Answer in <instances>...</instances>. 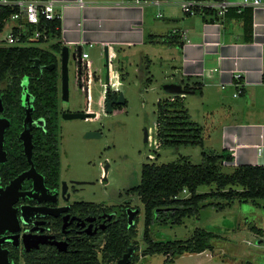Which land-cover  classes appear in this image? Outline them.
Masks as SVG:
<instances>
[{"label":"rangeland","instance_id":"1","mask_svg":"<svg viewBox=\"0 0 264 264\" xmlns=\"http://www.w3.org/2000/svg\"><path fill=\"white\" fill-rule=\"evenodd\" d=\"M8 30V26L4 28L0 37H4ZM161 45L147 44L146 47L132 50L128 56L126 55L122 69L125 79L122 84L117 73L112 72L113 89L122 93L126 104L117 105L120 108L114 109L110 115H104L106 113L101 102L105 90L103 84L107 82L109 75L105 53L102 57H97L94 52L86 49L90 54L88 61L94 64V67L89 64V69L92 75L98 76V80L91 76L88 91L82 85L84 81L82 84L77 81L78 77L71 59L68 61L66 95L63 92L61 94L62 79L59 72L60 109L72 114H96L95 117L86 119H60V177L66 181L75 179L88 182L85 190L79 192L76 199L108 206L130 205L131 208L139 210L135 238L137 251L133 252L138 256L136 264H163L165 261L162 255L142 256L146 248L143 237L144 208L138 196L128 192L139 184L142 165L147 162H154L157 165L168 164L182 156L189 157L193 164H199L201 161L200 148L182 147L177 151L158 146L155 132L156 104L168 97L164 89L172 79V71L168 66L179 61V54L175 48L170 49ZM40 47L47 48L45 45ZM144 55L150 59L147 68L149 73L146 72ZM159 57H163V62ZM113 62L110 65L111 70L119 71L120 67L116 61ZM147 77L151 78L148 85ZM80 84L82 88L79 87ZM233 91L236 90L226 89L224 95H221L225 106L244 103L243 99L232 98ZM198 95L188 94L185 100L194 122H198L200 118L198 111L201 100ZM214 102L215 99L209 105L215 108L218 114L220 105ZM144 129L148 130L146 144L143 138ZM91 131L100 132L101 137L85 138V134ZM220 145V130H213L204 147L220 152ZM220 170L230 174L233 168L229 164H222ZM212 189L201 187L199 192H209ZM183 196L187 197L186 193ZM197 228L218 235V238L210 241L212 250L199 254H184L176 258L173 264H245L246 261L251 264H264V200H258L256 203L235 202L222 211H216L208 206L201 209L197 217L185 219L182 225L162 224L160 221L151 227V237L155 241L185 240ZM253 228L260 230L261 233H255L257 230L253 231ZM243 251L245 254L242 256Z\"/></svg>","mask_w":264,"mask_h":264},{"label":"trees","instance_id":"2","mask_svg":"<svg viewBox=\"0 0 264 264\" xmlns=\"http://www.w3.org/2000/svg\"><path fill=\"white\" fill-rule=\"evenodd\" d=\"M13 13L14 9L0 6V33L6 20ZM252 13V8L248 7L243 8L241 12H238L237 8H231L224 15L225 19L242 21V38L245 43H251L253 38ZM202 14V20L205 23L212 24L220 20L216 12L211 9H204ZM47 27L51 39L48 48L0 46V86L4 84V90L0 94L11 107L9 110H12L14 104L16 111L19 112L21 110L19 108L21 82L23 80H41V83L38 84L40 87L32 84L29 89L35 99L37 115L45 118L48 128L56 134L54 139L56 141L58 81L60 77L56 56L61 50L58 41L60 20L55 19L47 22ZM173 35L171 33L167 36L168 43H176L181 48L182 45L178 39H172ZM170 39L172 40L169 41ZM156 41H158L156 36L147 37V42L154 44ZM35 59H38L41 65L55 64V67L51 70L40 71L33 67ZM150 79L147 80V85L151 82ZM183 89L189 93L201 94L200 88L196 84L187 82L183 84ZM156 107L157 126H155V132H157L159 147L177 151L182 147L201 149L199 164H193L187 156H182L177 161L168 164L144 163L141 167L139 184L128 191L138 196L144 208L143 237L146 248L142 252V256L162 255L165 257L163 264H173L176 258L184 254H199L206 250H212L210 241L218 238V235L197 228L185 240L155 241L151 237V227L159 224L160 221L162 224L182 225L185 219L197 217L200 210L208 206L213 207L216 211H222L235 202L256 203L258 200H264V166L240 165L230 174L221 172L222 164H230L233 156L225 149L216 152L204 147L202 127L191 119L184 104V97L164 98L158 101ZM116 108H120V106H115L114 109ZM54 143V141H49L51 146H54ZM53 156L55 157L52 161H54L57 171L59 162L56 149ZM201 187H208L212 190L200 193ZM183 190L186 191L187 197L183 196ZM137 222L136 220V225ZM136 225L129 229L126 228V225L109 228L106 231L100 257L94 246L88 245V247H81L75 253H53L42 259L29 260L26 264H113L122 258L130 246L134 248V251H137ZM253 231L261 233L255 228ZM134 253L128 264L138 262V256ZM245 264L251 263L246 261Z\"/></svg>","mask_w":264,"mask_h":264},{"label":"crops","instance_id":"3","mask_svg":"<svg viewBox=\"0 0 264 264\" xmlns=\"http://www.w3.org/2000/svg\"><path fill=\"white\" fill-rule=\"evenodd\" d=\"M52 1L60 20V49H68L75 72L78 65L81 67L80 74L87 87L91 76L97 80L98 76L92 75L89 69V64L91 67L94 64L88 61L90 54L86 49L97 57L105 53L108 86H113L112 72L117 73L122 84L125 79L123 64L132 50H140L147 44L175 48L179 61L168 66L172 71L169 82L182 87L187 82L199 86L201 107L196 123L202 127L204 144L211 138L213 130H220L219 150L225 149L232 154L231 168L240 165L264 166V6L252 8L253 38L251 43H245L241 20L221 17L216 23H205L201 14L191 16L182 12L180 4L183 0L140 4H136L135 0ZM224 1L237 5L243 0ZM173 30L177 33L172 39L177 38L181 48L176 43L169 44L166 39ZM150 36H156L158 41L154 44L147 42ZM50 43H46L45 47L48 48ZM78 53L81 54L80 63L72 59ZM83 54L87 57L83 58ZM159 59L163 62V57ZM143 60L147 72L150 59L144 55ZM113 61L121 71L111 70ZM213 68L217 72L207 73ZM236 73L241 75L244 86L237 97L233 96L236 92L233 91L232 98L243 99L244 103L225 106L221 95L226 89L235 90L233 76ZM167 96L171 97L170 94ZM186 98L187 95L184 96L187 108ZM214 99V103L220 105L218 114L209 105ZM241 254L243 256L245 252Z\"/></svg>","mask_w":264,"mask_h":264},{"label":"flooded vegetation","instance_id":"4","mask_svg":"<svg viewBox=\"0 0 264 264\" xmlns=\"http://www.w3.org/2000/svg\"><path fill=\"white\" fill-rule=\"evenodd\" d=\"M59 54L56 56L57 70L62 74ZM79 69L81 71L78 65L75 74L77 81L82 84ZM39 83L41 80L21 82L19 112L14 104L12 110H9L11 107L0 94V120L8 121L0 145V254L7 256L9 264H26L29 260L42 259L49 254L75 253L81 247L93 245L100 257L106 231L118 225H126L127 229L136 225L139 210L130 205L108 206L76 199L88 182L75 179L66 181L60 177L59 121L71 120L65 116L72 113L60 109L58 99L55 141V132L48 128L43 116L37 115L35 99L30 93L29 86ZM81 84L79 87L84 85L88 91L87 84ZM3 87L4 84L0 86V92L4 90ZM27 111H30V117L25 121ZM110 114L112 112L104 115ZM25 129L28 132L27 138L31 140V146L28 145L29 157L20 139ZM91 133L98 134L93 138L101 137L100 132ZM50 140L55 142L54 146L49 145ZM55 149L59 162L57 171L52 161ZM13 183L16 185L15 192L4 193ZM8 200L12 203L9 204ZM131 210L138 212L130 224L128 216ZM59 247L64 250L60 251Z\"/></svg>","mask_w":264,"mask_h":264},{"label":"built area","instance_id":"5","mask_svg":"<svg viewBox=\"0 0 264 264\" xmlns=\"http://www.w3.org/2000/svg\"><path fill=\"white\" fill-rule=\"evenodd\" d=\"M148 1L157 3L158 0H135L134 2L140 4ZM0 6L14 9V13L6 20L4 28L8 26L9 30L4 37H0V46L26 48L51 42L47 22L59 19L54 11L52 0H0ZM262 6H264V0H243L242 3L237 5H230L224 0H183L180 4L182 12L186 15L201 14L202 16L204 9H211L216 12L218 17H224L225 13L231 8H237V11L241 12L246 7L256 8ZM160 16L159 14L158 17ZM176 33L177 30L172 31V34ZM86 57L87 55L83 54V58ZM215 72H217V69L213 68L207 73L211 75ZM241 78L239 73L233 76L236 90L234 97L239 96L243 90L244 85ZM108 87L113 90L112 85ZM182 193L185 194L186 191L183 190Z\"/></svg>","mask_w":264,"mask_h":264},{"label":"water","instance_id":"6","mask_svg":"<svg viewBox=\"0 0 264 264\" xmlns=\"http://www.w3.org/2000/svg\"><path fill=\"white\" fill-rule=\"evenodd\" d=\"M60 59L62 62V74H61V79H62V85H63V94L66 95L67 94V86H68V61H69V52L67 48H63L60 52ZM80 56L81 54L78 53L76 55L72 56V59L74 61H78L79 63L81 62L80 60ZM77 62V63H78ZM33 67L42 70V68H45L47 70H51L52 68H54V64H51L49 66H41L40 65V61L38 59H35L33 61ZM78 63V64H79ZM80 71V69L78 70V72ZM108 79V78H107ZM108 80L105 83V90H104V94H103V99H101L103 107L105 108V113H111L113 111V107L115 105H123L125 104V100L124 97L122 95V93L118 92L116 93L115 91H110L109 87H108ZM165 91L170 94V96L174 97V96H180V97H184L186 95L189 94V92L185 91L183 89V87L179 84H173L170 83L169 85L164 86ZM0 106H1V101H0ZM96 115L93 113H73V114H67L65 117L67 119H85V118H93ZM30 117V111H27V115L25 118V121H27ZM1 121V120H0ZM3 122V121H1ZM4 124L0 123V145H2L3 143V132L6 128V126L8 125V121L3 122ZM27 129H25L22 134L20 139L24 142L25 145V151L28 154L29 157V151L30 149L28 148L31 146V140L30 137L27 138ZM95 136H98V134L95 133H87L86 134V138H93ZM143 138H144V143H148V130L144 129V133H143ZM1 149V148H0ZM106 170V169H105ZM18 182V181H17ZM15 188L16 185L15 183H13L12 185L8 186L6 188V190L4 191V193L9 194L12 192H15ZM9 201V200H8ZM12 203V201H9V204ZM137 210H131L129 212V216H128V221L131 224L133 221V217L137 214ZM60 251H63L64 248L59 247ZM134 251V248L132 246L129 247L128 251L122 256L121 259H119L117 262L113 263V264H128L130 257L132 256ZM0 264H9L8 262V258L5 254H0Z\"/></svg>","mask_w":264,"mask_h":264},{"label":"clouds","instance_id":"7","mask_svg":"<svg viewBox=\"0 0 264 264\" xmlns=\"http://www.w3.org/2000/svg\"><path fill=\"white\" fill-rule=\"evenodd\" d=\"M110 91H113V90H110Z\"/></svg>","mask_w":264,"mask_h":264}]
</instances>
